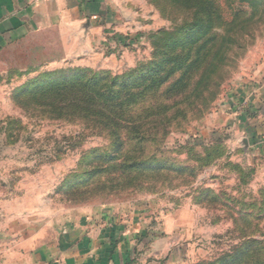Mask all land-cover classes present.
<instances>
[{
    "label": "rangeland",
    "instance_id": "rangeland-1",
    "mask_svg": "<svg viewBox=\"0 0 264 264\" xmlns=\"http://www.w3.org/2000/svg\"><path fill=\"white\" fill-rule=\"evenodd\" d=\"M116 7L126 28L105 35L104 47L50 31L0 51V236L53 234L81 211L119 206L172 240L169 264H264V148H250L233 110H244L246 92L261 83L264 0ZM195 13L211 17L197 43L187 34ZM213 35L233 39L214 82L203 69L179 95L167 92L178 76L145 95L115 129L119 152L110 133L49 118L27 91L61 70L136 74L182 37L192 61ZM174 110L181 114L165 119Z\"/></svg>",
    "mask_w": 264,
    "mask_h": 264
},
{
    "label": "crops",
    "instance_id": "crops-1",
    "mask_svg": "<svg viewBox=\"0 0 264 264\" xmlns=\"http://www.w3.org/2000/svg\"><path fill=\"white\" fill-rule=\"evenodd\" d=\"M117 3L0 0V51L50 31L86 41L90 48L104 47L105 35L119 34L126 28ZM260 74L261 83L246 92V108L233 107L238 111L237 131L255 150L264 148V70ZM148 225L136 209L108 206L81 211L53 234L40 230L17 236L13 230V234L0 236V264H169L172 240L154 237L157 228L148 229Z\"/></svg>",
    "mask_w": 264,
    "mask_h": 264
},
{
    "label": "trees",
    "instance_id": "trees-1",
    "mask_svg": "<svg viewBox=\"0 0 264 264\" xmlns=\"http://www.w3.org/2000/svg\"><path fill=\"white\" fill-rule=\"evenodd\" d=\"M182 1L185 0H173L177 4ZM194 16L187 34H198L197 43L211 30L207 24L211 17H203L198 13ZM187 42V37H182L180 42H170L166 45L163 56L136 74L112 77L107 73H92L84 69L57 71L50 77L34 82L32 88L27 90L30 100L35 105L44 106L49 118L82 121L110 133L109 136L115 143L113 146L119 152L120 139L115 129L121 125L120 122L127 123L130 120L128 109L138 105L145 95L158 91L176 76L178 78L167 90L173 91L175 95L183 93L193 77L203 69L202 72H206L205 82H214L213 79L220 70L219 65L226 59L233 39L226 35L207 38L194 53L192 61L188 48L186 51ZM179 46L182 49L176 53L173 47ZM206 92L212 97L215 95L208 87ZM177 112L179 111H172L165 119L174 118Z\"/></svg>",
    "mask_w": 264,
    "mask_h": 264
}]
</instances>
